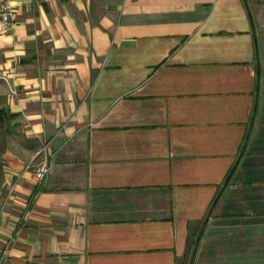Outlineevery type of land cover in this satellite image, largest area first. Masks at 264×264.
Listing matches in <instances>:
<instances>
[{"label":"crops","instance_id":"0c3cea01","mask_svg":"<svg viewBox=\"0 0 264 264\" xmlns=\"http://www.w3.org/2000/svg\"><path fill=\"white\" fill-rule=\"evenodd\" d=\"M13 7L0 264H264V0Z\"/></svg>","mask_w":264,"mask_h":264},{"label":"built area","instance_id":"2783aa9c","mask_svg":"<svg viewBox=\"0 0 264 264\" xmlns=\"http://www.w3.org/2000/svg\"><path fill=\"white\" fill-rule=\"evenodd\" d=\"M13 18H14V7L9 5V0H0V24L5 26H12ZM49 173H50V165L48 161L45 160L37 166L35 170V179L39 183L43 182Z\"/></svg>","mask_w":264,"mask_h":264},{"label":"rangeland","instance_id":"374dc122","mask_svg":"<svg viewBox=\"0 0 264 264\" xmlns=\"http://www.w3.org/2000/svg\"><path fill=\"white\" fill-rule=\"evenodd\" d=\"M10 132V130H8V128L5 125V122H3L0 125V198L2 196V193L4 192V188H3V160H2V156L3 153L5 151V147H6V140L8 137V133Z\"/></svg>","mask_w":264,"mask_h":264},{"label":"trees","instance_id":"16d2710c","mask_svg":"<svg viewBox=\"0 0 264 264\" xmlns=\"http://www.w3.org/2000/svg\"><path fill=\"white\" fill-rule=\"evenodd\" d=\"M10 117V114L6 110H0V125ZM233 171V170H232ZM229 179V178H228Z\"/></svg>","mask_w":264,"mask_h":264},{"label":"clouds","instance_id":"9594fccd","mask_svg":"<svg viewBox=\"0 0 264 264\" xmlns=\"http://www.w3.org/2000/svg\"><path fill=\"white\" fill-rule=\"evenodd\" d=\"M15 3H16V0H9V5H10V6H14ZM0 27H2V26H0ZM7 40H8V42H11V38H10V37H8ZM6 55H7V54H6Z\"/></svg>","mask_w":264,"mask_h":264}]
</instances>
